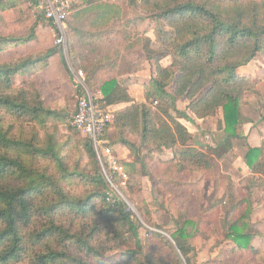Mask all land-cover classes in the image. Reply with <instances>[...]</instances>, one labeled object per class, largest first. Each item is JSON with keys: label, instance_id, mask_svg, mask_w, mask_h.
I'll use <instances>...</instances> for the list:
<instances>
[{"label": "trees", "instance_id": "trees-1", "mask_svg": "<svg viewBox=\"0 0 264 264\" xmlns=\"http://www.w3.org/2000/svg\"><path fill=\"white\" fill-rule=\"evenodd\" d=\"M98 1L87 0L86 6ZM123 2L158 22L163 50L156 54L149 38L137 37L152 61L151 76L141 81L139 101L116 77L101 79L100 106L113 112L109 127L115 137L109 145L126 146L136 160L139 145L160 153L170 149V157L156 161L162 167L160 180L173 187H179L182 176L221 177L230 211L238 213L225 233L231 242L228 251L259 255L251 244V194L237 198L235 182L221 172L218 157L232 149L233 140L246 135L241 101L253 92L256 81L240 68L258 55L264 59V0ZM35 3L0 0V264H142L129 248L130 235L141 246L142 225L122 199L110 194L91 140L68 125L65 110L51 107L33 78L46 75L47 81L70 84L69 72L58 63L52 23L38 10L31 11ZM108 10L78 13L71 20L81 16L83 23L79 30L70 23L67 42L73 62L87 56L76 43L79 39L100 42L101 51L120 39L121 28ZM164 57L170 60L166 66L161 64ZM96 72H88L87 80ZM15 75L29 80L15 86ZM180 101L186 102L184 110L177 107ZM262 101L264 118V90ZM187 110L199 119L220 113L218 129L224 136L214 149L192 143V132L180 121L190 120ZM126 134L137 137L139 145ZM221 145L224 150L216 154ZM241 159L264 191V138L256 146L246 141ZM119 163L133 166L132 161ZM144 219L151 223L147 216ZM193 224L186 219L170 234L172 241L151 231L159 246L148 255V264H195L197 252L189 242L193 232L185 231Z\"/></svg>", "mask_w": 264, "mask_h": 264}, {"label": "rangeland", "instance_id": "rangeland-1", "mask_svg": "<svg viewBox=\"0 0 264 264\" xmlns=\"http://www.w3.org/2000/svg\"><path fill=\"white\" fill-rule=\"evenodd\" d=\"M22 1L18 0V3ZM86 1L79 0L75 4L86 6ZM123 1L99 0L95 4L87 5L90 10L94 11L109 9L106 13L115 17L114 20L117 26L121 28V32L119 41L114 40L112 41V47H106L105 51H99L103 55L102 60H94L90 54L86 53L90 58L85 56L87 60L86 67L82 66V70L91 91H95L94 84L87 80L88 72L100 71V69L103 72H108L111 66L112 72H116L120 82L127 86L128 90L136 97L135 99L139 101L141 99L140 81L147 80L151 76L152 61L147 58L140 47L137 37H142L143 40L149 38V47L156 54L163 50V46L157 34L158 22L151 17L140 14L134 8L128 9ZM35 10L34 7L31 11ZM77 14L74 16H78ZM72 19L69 18L65 22L67 27L65 36L67 47L65 46V50L56 44L57 31L53 24L51 26L53 43L59 48L61 56V62L58 61V63L61 66L63 65V68L65 66L69 72L70 84L59 85L52 78L47 81L49 78L46 75L36 74L33 77L40 83L38 84L41 87L42 94L47 97L51 107L57 111L65 110V114L69 117L68 125L75 110L77 99L84 92L83 88L75 84L71 74V69H78L76 63L71 59L67 42L69 32H71L70 23L73 22ZM1 26L3 24H0V28ZM122 39H124L123 42L120 41ZM169 61V57H164L161 64L166 66ZM240 71L251 75L256 81L253 92L247 93L241 101V112L245 119L243 129L244 133H247L245 137L233 140L232 149L218 157V163L221 172L229 175L234 180L237 198L244 200L246 196L251 194L250 231L255 233L251 244L259 255L248 252L233 255L228 251L231 242L226 238L225 233L228 224L237 217L238 213L230 211L232 206L229 203L227 190L221 177H212L210 174H195L188 178L182 176V183L179 187H173L162 181V179L160 180L162 167L156 161V158L166 159L170 157L172 155L170 149H164L162 153L151 151L146 146H140L137 137L126 134L130 141L139 145V160H136V157L126 146L121 144L109 145L115 137V131L113 128L108 127L101 138L112 149L118 162L132 161L133 166H123L127 174L123 184L120 177L106 168L111 180L110 183L102 169L101 171L112 189L110 194L122 199L128 209L131 210L132 217L142 225L138 228V239L141 246L137 247L135 238L132 235L129 239V248H133L138 253L142 264H148V255L159 246L153 241L150 232H160L171 240L170 234L180 228L186 219L194 222L193 225L187 226L185 231L186 233L193 232L189 242L197 252L195 264H264V191L258 186V180L248 171L246 166L243 163L238 165L236 161L237 153H235V151L240 153L245 149V143L248 142L251 132L255 133L258 130L257 135L264 138V118L262 116L264 59L258 55L247 65L241 67ZM134 78L138 80L134 82ZM28 80L27 76L15 75L13 77L15 86L23 85ZM74 84L77 89L72 87ZM185 103V101L178 102V109L184 110ZM187 114L193 115L189 110H187ZM220 118L221 115L218 113L213 117L198 118V123L191 121L192 124L189 125V128L194 132L192 143L199 147L210 146L213 149L221 143L224 134L218 129ZM180 121L186 122L187 120L181 118ZM249 123H251V129ZM79 134L83 136L81 133ZM223 150L224 146L221 145L215 153L220 154ZM145 216L150 218L151 223L144 219ZM160 254L165 255L166 251L162 250ZM255 256H258V258Z\"/></svg>", "mask_w": 264, "mask_h": 264}, {"label": "built area", "instance_id": "built-area-1", "mask_svg": "<svg viewBox=\"0 0 264 264\" xmlns=\"http://www.w3.org/2000/svg\"><path fill=\"white\" fill-rule=\"evenodd\" d=\"M77 1L79 0H36L34 6L56 28L57 37L55 42L63 50H65V46L67 47L65 22ZM71 74L75 84L83 88L84 92L77 99L75 110L71 115L70 126L91 140L101 169L108 181L111 183L106 168L120 177L123 184L127 174L113 154L112 149L101 138L105 129L110 126L113 120V112L100 106L101 92L96 88H94L95 91H91L82 69H71Z\"/></svg>", "mask_w": 264, "mask_h": 264}, {"label": "crops", "instance_id": "crops-1", "mask_svg": "<svg viewBox=\"0 0 264 264\" xmlns=\"http://www.w3.org/2000/svg\"><path fill=\"white\" fill-rule=\"evenodd\" d=\"M89 11H91L90 10V8L88 7V6H80V7H76V8H74L73 9V12H72V14H71V17L73 16V19H76V17H74V15L76 14V13H82V14H84V13H86V12H89ZM93 11V10H92ZM95 17H96V15H93V18H91V23L95 20ZM78 19L79 20H77V21H73L72 23H71V25L73 26V28H77L78 30L81 28V25L83 24L82 22H81V16L80 17H78ZM90 24V23H89ZM88 24V25H89ZM79 33H81V30L79 31ZM78 40V39H77ZM76 43L78 44V47L79 48H82V49H84V50H86V53L87 54H90L92 57L94 56V55H96V54H98L99 53V51H100V49H99V43L100 42H94V40L93 39H91L90 37H86V38H84V39H79L78 41H76ZM81 51H83V50H81ZM84 52V51H83ZM96 52V53H95ZM88 57V56H87ZM103 58L101 57V55L99 54L98 55V60H102ZM86 62H87V60L85 59V57L84 58H80V59H78L77 60V63H76V67H78V69H82V66H85L86 67ZM101 64H102V62H101ZM113 64V63H112ZM112 67L110 66V69H108V72H103L102 71V69H100V71H97L96 72V74H94V75H90V77H91V79H89V81H91L93 84H94V86H95V88L98 90V91H100L101 92V89H100V85H101V79L102 78H104V77H106V76H113V77H116L117 78V80H118V82H120V80H119V76L116 74V72L115 73H113L112 72ZM136 80H138V79H135L134 78V82H136ZM142 81V80H141ZM141 81H140V84H141ZM121 83V82H120ZM122 84V83H121ZM125 86V85H124ZM126 88H127V86H125ZM131 87H135V86H131ZM101 96H102V93H101ZM141 96V95H140ZM189 116H190V120H187L186 122H183L186 126H187V128L190 130V128H189V125L190 124H192V123H190L191 121H193V122H195V123H198V118H196L195 116H193V115H191V114H189ZM250 124V129H251V123H249ZM252 129H254V128H252ZM254 130H256V129H254ZM191 131V130H190ZM194 131H196V130H194ZM192 132V131H191ZM251 132V131H250ZM256 132H258V130H256ZM250 133V137L248 138V143L250 144V145H253V146H256V145H258L259 144V142H260V139L262 138H260L258 135H257V133ZM247 133V132H246ZM192 134H194V132H192ZM256 135H257V137H256ZM253 137V138H252ZM245 152V149L242 151V152H240V153H238V152H236L235 151V153H237V158H236V161H237V163H238V165H240V163H242V159H241V157H242V155H243V153ZM125 156V155H124ZM122 158H123V156H122ZM239 167H241V168H243L242 166H239Z\"/></svg>", "mask_w": 264, "mask_h": 264}]
</instances>
